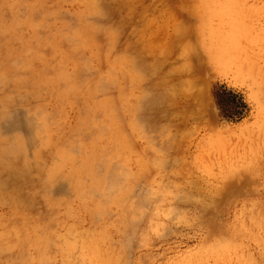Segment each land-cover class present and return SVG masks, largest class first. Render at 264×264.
<instances>
[{"label": "rangeland", "instance_id": "374dc122", "mask_svg": "<svg viewBox=\"0 0 264 264\" xmlns=\"http://www.w3.org/2000/svg\"><path fill=\"white\" fill-rule=\"evenodd\" d=\"M89 1L0 0V264H264V0Z\"/></svg>", "mask_w": 264, "mask_h": 264}, {"label": "bare ground", "instance_id": "6f19581e", "mask_svg": "<svg viewBox=\"0 0 264 264\" xmlns=\"http://www.w3.org/2000/svg\"><path fill=\"white\" fill-rule=\"evenodd\" d=\"M53 1H55V0H53ZM88 1H89V0H88ZM93 1H94V0H93ZM93 1H92V2H93ZM98 1H99V0H98ZM113 1H114V0H113ZM85 2H86V1H85ZM89 2H90V1H89ZM128 2L130 3V1H128ZM128 2H127V3H128ZM83 3H84V2H83ZM96 3H98V2L96 1L95 4H93V3H92V4H93V5H96ZM100 3H101V2H100ZM125 3H126V2H125ZM90 4H91V3H90ZM90 4H89V5H90ZM92 4H91V7H92ZM101 4H102V3H101ZM89 5H88V7H90ZM102 5H103V4H102ZM108 5H109V4H108ZM86 6H87V5H86ZM100 6H101V5H100ZM91 7H90V9H91ZM106 7H108V6H106ZM182 8H183V7H182V5H181V10H183ZM42 9H43V8H42ZM42 9H41V10H42ZM41 10H39V11L41 12ZM101 10H102V9H101ZM104 10H107V9L105 8ZM104 10H102V11L104 12ZM39 11H37V12L39 13ZM48 11H50V10H48ZM89 12H90V10H89ZM89 12H88V14H89ZM183 12H184V11H183ZM39 14H40V13H39ZM39 14H38V15H39ZM103 14H104V13H103ZM103 14H102V16H103ZM182 14H183V13H182ZM89 15H90V14H89ZM174 15H175V14H174ZM184 15H185V14H184ZM186 15H187V14H186ZM159 16H160V15H159ZM39 17H40V15H39ZM13 18H14V17H13ZM87 18H88V17H87ZM189 18H190V17H189ZM46 19H47V18H46ZM53 19H54V18H53ZM55 19H56V17H55ZM88 19H89V18H88ZM185 19H186V18H185ZM185 19H184V20H185ZM187 19H188V18H187ZM187 19L185 20L186 23H187ZM9 20H10V19H9ZM9 20H8V21H9ZM16 20H17V19H16ZM86 20H87V19H86ZM90 20H91V17H90ZM140 20H141V19H140ZM192 20H193V19H192ZM74 21H75V20H74ZM88 21H89V20H88ZM10 22H11V21H10ZM83 22H84V21H83ZM91 22H92V21H91ZM94 23L97 24L98 22H96V20H95ZM146 23H147V22H146ZM181 23H182L181 25H179L180 23H179V24H178V23L175 24L174 27L177 26V28H179V29L182 28V30H185L184 27H185L186 25L183 27L182 25H184V22L181 21ZM98 24H99V23H98ZM101 25H102V24H101ZM178 25H179V26H178ZM62 26H63V25H62ZM62 26H61V27H62ZM102 26H103V25H102ZM103 27H104V26H103ZM107 27H108V26H107ZM136 27H137V26H136ZM190 27H191V26H190ZM43 28H44V27H43ZM97 28H98V27H97ZM134 28H135V27H134ZM177 28H175V30H176ZM185 28H186V27H185ZM135 29H136V28H135ZM173 29H174V28H173ZM179 29H178V30H179ZM97 30H99V29H97ZM178 30H177V32H178ZM182 30H180V32H181ZM1 31H2V30H1ZM14 31H15V30H14ZM99 31H100V30H99ZM99 31H98V32H99ZM136 31H137V30H136ZM187 31H188V30H187ZM187 31H186V32L183 31V32H185V33L182 34V35L179 33L180 36H185L186 33H187ZM192 31H193V30H192ZM65 32H66V31H65ZM100 32H101V31H100ZM175 32H176V31H174V35H176ZM189 32H190V31H188V33H189ZM90 33H91V32H90ZM105 33H106V32H105ZM136 33H137V32H136ZM193 33H194V32H193ZM15 34H16V33H15ZM83 34H84V33H83ZM92 34H93V33H92ZM102 34H103V33H102ZM171 34H172V33H171ZM9 35H10V34H9ZM28 35H29V34H28ZM97 35H98V34H97ZM177 35H178V34H177ZM177 35H176V36H177ZM188 35H189V34H188ZM61 36H62V35H61ZM83 36H84V35H83ZM104 36H105V35H104ZM176 36H173V38L175 39ZM178 36H179V35H178ZM186 36H187V35H186ZM190 36H191V35H189V36L186 37V38L189 40ZM170 37H172V36H170ZM81 38H82V37H81ZM107 38H108V37H107ZM173 38H172V40H174ZM180 38H182V37H180ZM180 38H179V37L177 38V39H179L178 41H180ZM183 38H184V37H183ZM186 38H185V39H186ZM75 40H76V39H75ZM81 40H82V39H81ZM104 40H105V38H104ZM168 40H169V39H168ZM80 42H81V41H80ZM172 42H173V41H172ZM71 43H72V42H71ZM82 43H83V42H82ZM106 43H107V42H106ZM178 43H179V42H178ZM99 44H100V41H99ZM108 44H109V43H108ZM108 44H107V45H108ZM166 44H167V43H166ZM169 44H171V42H170ZM173 44H174V43H173ZM176 44H177V43H176ZM167 45H168V44H167ZM171 45H172V44H171ZM42 46H43V45H42ZM48 46H50V45H48ZM96 46H97V45H96ZM105 46H106V45H105ZM114 46H115V45H114ZM114 46H113V47H114ZM193 46H194V45H193ZM198 46H199V45H198ZM103 47H104V46H103ZM177 47H178V46H177ZM191 47H192V45H191ZM60 48H61V47H60ZM100 48H101V47H100ZM105 48H106V47H105ZM162 48H163V47H162ZM185 48H187V47H185ZM185 48H184V49H185ZM81 49H82V48H81ZM98 49H99V48H98ZM115 49H116V48H115ZM170 49H171V48H170ZM172 49H173V48H172ZM180 49H182V46H181ZM191 50H192V51H195L194 48H193V49L191 48ZM117 51H118V50H117ZM119 51H121V50H119ZM179 51H180V50H179ZM185 51H186V50H185ZM98 52H100V50H99ZM165 52H166V51H165ZM182 52H184V50H183ZM182 52H181V53H182ZM187 52H188V51H187ZM196 52H197V51H196ZM30 53H31V51H30ZM101 53H102V52H101ZM160 53H162V51H161ZM177 53H178V52H177ZM191 53H192V52H191ZM99 54H100V53H99ZM130 54H131V53H130ZM136 54H137V53H136ZM185 54H186V56H187V55H188V56H189V55H191V56L194 55L193 53H192V54L184 53V55H185ZM8 55H9V54H8ZM111 55H112V54H111ZM132 55H133V54H132ZM134 55H135V52H134ZM162 55H163V54H162ZM177 55L179 56V57L177 56L179 59L183 57V54H180V55L177 54ZM181 55H182V56H181ZM197 55H199V54L197 53ZM197 55H195V57H196ZM100 56H101V55H100ZM118 56H119V55H118ZM118 56H117V57H118ZM127 56H128V55H127ZM139 56H140V55H139ZM168 56H169V55H168ZM180 56H181V57H180ZM191 56H190V57H191ZM125 57H126V56H125ZM177 57H176V58H177ZM135 58H136V57H135ZM161 58H162V57H161ZM166 58L168 59V57H166ZM178 58H177V59H178ZM196 58H197V57H196ZM196 58H194V56H193V57H192V59H193L192 61H194V59H195V60H198V59H199V58H198V59H196ZM101 59H102V58H101ZM110 59H111V58H110ZM130 59H131V56H130ZM130 59H129V60H130ZM182 59H183V58H182ZM188 59H190V58H188ZM6 60H7V59H6ZM90 60H91V59H90ZM121 60H122V59H121ZM126 60H127V59H126ZM134 60H135V62L133 61L134 63H130V65H131L133 68H135L136 66H138V65H137L138 62L136 63V59H134ZM146 60H147V59H146ZM163 60H164V59H163ZM199 60H200V59H199ZM101 61H102V60H101ZM131 61H132V60H130L129 62H131ZM153 61H154V60H153ZM153 61H152V63H153ZM161 61H162V60H161ZM165 61H166V60H165ZM192 61H191V62H192ZM262 61H263V60H262ZM19 62H20V61H19ZM90 62H91V61H90ZM114 62H115V61H114ZM156 62H157V60H156ZM156 62L154 61V64H156ZM162 62H163V61H162ZM3 63H4V62H3ZM87 63L89 64V62H86V65H87ZM127 63H128V62L126 61V64H127ZM140 63H143V62L141 61V62H139V64H140ZM181 63H182V62H181ZM249 63H250V62H249ZM126 64H125V65L123 64V65L126 66ZM134 64H136V65H134ZM143 64H145V63H143ZM143 64H142V65H143ZM187 64H188V63H187ZM19 65H20V64H19ZM29 65H30V64H29ZM103 65H104V62H103ZM130 65L128 66V68L130 67ZM158 65H159V64H158ZM184 65H185V64L183 63L182 66H184ZM256 65H257V64H256ZM2 66H3V65H2ZM45 66H46V65H45ZM140 66H141V65L138 66V70H139V67H140ZM152 66H153V65H152ZM159 66H160V65H159ZM165 66H166V65H165ZM175 66H176V65H175ZM188 66H189V65H188ZM254 66H255V65H254ZM22 67H23V66H22ZM87 67H88V66H87ZM126 67H127V66H126ZM132 67H130V68H132ZM155 67H156V66H155ZM166 67H167V66H166ZM190 67H191V66H190ZM98 68H100V66H99ZM128 68H126V69L128 70ZM133 68H132L131 70H128V71H130L131 76H133V79L131 78V80H134V83H135V79H136V78L134 79V77H135V73H138V71H137V72H136V71H133V70L136 69V68H135V69H133ZM157 68H158V67H157ZM171 68H172V70H171ZM171 68H170V71H169V68H168V71H169L168 73H169V74H170V73L172 74L171 71H173V72L175 73V70H178V69H176L175 67H174L175 70H174L173 67H171ZM180 68H181V67H180ZM183 68H185V67H183ZM188 68H189V67H188ZM253 68H254V67H253ZM255 68H256V66H255ZM260 68H261V67H260ZM29 69H30V68H29ZM42 69H43V68H42ZM145 69H146V67H145ZM261 69H262V68H261ZM261 69H260V70H261ZM263 69H264V67H263ZM22 70H23V69H22ZM48 70H49V69H48ZM59 70H60V69H59ZM99 70H103V69H99ZM105 70L108 71L107 68H106ZM140 70H141V69H140ZM140 70H139V72H141L142 70H143V72H144V68H143L141 71H140ZM152 70H153V69H152ZM155 70H156V68H155ZM166 70H167V69H165V70L163 69V71H165V72H166ZM180 70H181V69H180ZM183 70H184V69H183ZM260 70H259V67H257L256 71H255V69H254V71H255V72H254V75H256L257 77H258V75H260V76L262 77V79H263V78H264V76L262 75L263 71H260ZM85 71H86V70H85ZM89 71H90V70H89ZM145 71H146V70H145ZM32 72H33V71H32ZM78 72H79V71H78ZM96 72H97V71H96ZM96 72H95V73H96ZM103 72H104V71H103ZM109 72H110V70H109ZM133 72H135V73L133 74ZM149 72H150V71H149ZM154 72H155V71H154ZM160 72L162 73V71H160ZM19 73H20V72H19ZM115 73H116V72H115ZM115 73H114V74H115ZM141 73H142V72H141ZM145 73H146V72H145ZM151 73H152V72H151ZM151 73H150V74H151ZM72 74H73V73H72ZM148 74H149V73H148ZM148 74H147V75H148ZM157 74H158V73H157ZM163 74H164V73H163ZM110 75H112V73H111ZM110 75H109V76H110ZM138 75H140V73H139ZM142 75H143V73H142ZM161 75H162V74H161ZM92 76H93V75H92ZM92 76H91V77H92ZM107 76H108V74H107ZM124 76H125V73H124ZM140 76H141V75H140ZM143 76H144V75H143ZM150 76H151V75H150ZM164 76H166V75H164ZM170 76H171V75H170ZM79 77H80V75H79ZM87 77H90V76H87ZM136 77H137V75H136ZM5 78H7V77H5ZM104 78H105V77H104ZM125 78H127V77H125ZM140 78H141V77H140ZM140 78H139V79H140ZM1 79H2V78H1ZM71 79H72V78H71ZM95 79H96V78H95ZM112 79H113V78H112ZM137 79H138V78H137ZM145 79H146V78H145ZM162 79H163V78H162ZM168 79H169V78H168ZM173 79H174V78H173ZM180 79H181V78H180ZM260 79H261V78H260ZM103 80H104V79H103ZM103 80H102V81H103ZM108 80H109V79H108ZM140 80H141V79H140ZM143 80H144V79H143ZM159 80H160V79H159ZM33 81H34V80H33ZM85 81H86V80H85ZM113 81H114V80H112V82H113ZM169 81H170V80H169ZM177 81H178V80H177ZM183 81H184V80H183ZM183 81H182V82H183ZM185 81H186V80H185ZM185 81H184V82H185ZM263 81H264V80H263ZM8 82H9V81H8ZM21 82H22V81H21ZM55 82H56V81H55ZM162 82H163V81H162ZM257 82H258V81L256 80V78H255V76H254L253 83H257ZM41 83H42V82H41ZM103 83H104V82H103ZM103 83H100V84H103ZM107 83H108V81H107ZM9 84H10V83H9ZM48 84H50V83H48ZM111 84H113V83H111ZM111 84H110V85H111ZM171 84H172V83H171ZM177 84H179V83L177 82ZM177 84H175V86H176ZM182 84H184V83H182ZM66 85H67V84H66ZM84 85H85V84H84ZM106 85H107V84H106ZM125 85H126V84H125ZM129 85L132 86V84H129ZM133 85H134V84H133ZM194 85H195V83H194ZM104 86H105V85H104ZM139 86H140V85H139ZM139 86H138V87H139ZM156 86H157V85H156ZM156 86H155V87H156ZM170 86H171V85H170ZM30 87H31V86H30ZM50 87H51V86H50ZM65 87H66V86H65ZM123 87H124V86H123ZM153 87H154V86H153ZM159 87H160V86H159ZM172 87L174 88V85H172ZM172 87H170L171 90H169V86H168V88H167V89H168V93H169L170 91H171V93H172V90H173ZM176 87H177V86H176ZM1 88H3V87H1ZM73 88H74V87H73ZM129 88H131V87H129ZM147 88H148V87H147ZM149 88H150V87H149ZM151 88H152V87H151ZM162 88H163V87H162ZM185 88H188V87H184V89H183V88H182V89L185 91ZM193 88H194V87H193ZM71 89H72V88H71ZM80 89H81V88H80ZM122 89H123V88H122ZM140 89H142V87L139 88V91H140ZM143 89H144V88H143ZM164 89H165V88H164ZM174 89H175V88H174ZM178 89H179V88H178ZM182 89H179V91H181ZM3 90H4V89H3ZM63 90H64V89H63ZM74 90H75V89H74ZM102 90H103V89H102ZM107 90H108V88L105 90V92H106ZM144 90H146V89H144ZM144 90H143V91H144ZM149 90H150V89H149ZM183 90H182V91H183ZM72 91H73V90H72ZM112 91H113V90H112ZM143 91H142V92H143ZM152 91H153V88H152ZM162 91H163V90H162ZM177 91H178V90H177ZM57 92H58V91H57ZM62 92H63V91H62ZM101 92H102V91H101ZM101 92H99L98 94H100ZM105 92H103V94H104ZM127 92H128V91H127ZM165 92L167 93V91H165ZM174 92H176V90H174ZM189 92H190V91H189ZM33 93H34V92H33ZM110 93H111V89H110ZM110 93H108L109 96H111ZM140 93H141V92H140ZM145 93H146V91H145ZM145 93H144V94H145ZM151 93H152V92H151ZM177 93H178V92H177ZM191 93H192V91H191ZM111 94H112V93H111ZM126 94H127V93H126ZM141 94H143V93H141ZM155 94H156V93H155ZM160 94H162V93H160ZM160 94L157 95L158 98L161 96ZM163 94H164V93H163ZM172 94H175V93H172ZM57 95H58V94H57ZM105 95H106V94H105ZM146 95H147V94H145V96H146ZM164 95H165V94H164ZM164 95H162V96H164ZM166 95H168V94H166ZM169 95H170V94H169ZM67 96H68V95H67ZM73 96H74V95H73ZM112 96H114V95L112 94ZM123 96H124V95H123ZM141 96H142V98L144 97V95H141ZM157 96L155 95L156 98H157ZM172 96H173V95H172ZM8 97H9V96H8ZM57 97H58V96H57ZM74 97L76 98L77 96H74ZM170 97H171V96H170ZM189 97L191 98V96H189ZM30 98H31V97H30ZM38 98H39V97H38ZM69 98H70V97H69ZM84 98H85V97H84ZM84 98H83V99H84ZM92 98H93V97H92ZM156 98H154V103H155V101H156V103H157V102L159 103V102L163 99V98H162V99L159 98L160 100H158V98H157V99H156ZM139 99H140V98H139ZM143 99H144V98H143ZM155 99H156V100H155ZM164 99H165V98H164ZM20 100H21V98H20ZM113 100H114V98H113ZM113 100H112V101H113ZM141 100H142V99H141ZM146 100H147V99H146ZM146 100H145V101H146ZM165 100H166V99H165ZM168 100H169V99H168ZM173 100H174V99H173ZM62 101H63V100H62ZM85 101H86V100H85ZM85 101H84V102H85ZM122 101H123V100H122ZM150 101H151V100H150ZM189 101H190V100H189ZM129 102H130V101H129ZM139 102H140V101H139ZM139 102H138V103H139ZM147 102H148V101H147ZM163 102H164V101H163ZM187 102H188V101H187ZM190 102H191V101H190ZM130 103H131V102H130ZM130 103H129V104H130ZM133 103H134V102H132V104H133ZM135 103H136V102H135ZM152 103H153V102H152ZM111 104H114V103H111ZM150 104H151V103H150ZM162 104H163V103H162ZM84 105H85V104H84ZM136 105H138V104H136ZM142 105H146V104L144 103V104H142ZM94 107H95V106H94ZM109 107H110V106H109ZM113 107H115V105H114ZM132 107H133V106H132ZM148 107H150V105H148ZM148 107H147V109H149ZM156 107H157V106H156ZM191 107H193V106H191ZM95 108H96V107H95ZM110 108H111V107H110ZM135 108H138V106H137V107L135 106ZM145 108H146V107H144V109H145ZM93 110H94V109H93ZM108 110H109V109H108ZM122 110H123V109H122ZM124 110H125V109H124ZM134 110H135V109H134ZM136 110H137V109H136ZM136 110H135V111H136ZM142 110H143V109H142ZM155 110H156V109H155ZM197 110L199 111V109H197ZM27 111H28V110H27ZM85 111H86V109H85ZM85 111L83 110V112H85ZM140 111H141V110H140ZM191 111H192V110H191ZM191 111H190V112H191ZM25 112H26V110H25ZM51 112H52V111H51ZM101 112H102V111H101ZM101 112H100V113H101ZM123 112H124V111H123ZM37 113H39V112H37ZM140 113H141V112H140ZM156 113H157V112H156ZM173 113L175 114V112H173ZM176 113H177V112H176ZM7 114H8V113H7ZM35 114H36V113H35ZM116 114H117V112H116ZM157 114H158V113H157ZM174 114H173V115H174ZM91 115H92V114H91ZM103 115H104V114H103ZM103 115H102V116H103ZM175 115H176V114H175ZM175 115H174V116H175ZM32 116H35V115H32ZM32 116H30V118H31ZM110 116H111V115H110ZM115 116H116L117 118L119 117V115H115ZM168 116H170V114H169ZM171 116H172V115H171ZM171 116H170V117H171ZM45 117H47V116H45ZM106 117H107V116H106ZM134 117L137 118L136 114H135V116H133V118H134ZM160 117H161V116H160ZM28 118H29V117H28ZM120 118H121V117H120ZM122 118H123V117H122ZM129 118H130V117H129ZM115 119H116V118H115ZM182 119H183V118H182ZM37 120H38V119H37ZM120 120H121V119H120ZM134 120H135V119H133V122H130V123H134V125L136 124L135 126L138 127L137 125H139L140 123L138 122V124H137L136 122H134ZM143 120H144V118H143ZM11 121H12V120H11ZM30 121H31V120H30ZM130 121H132V120H130ZM135 121H136V120H135ZM149 121H150V120H149ZM55 122H56V121H55ZM90 122H91V120H90ZM90 122H89V123H90ZM93 122H94V121H93ZM95 122H96V121H95ZM119 122H121V121H119ZM119 122H118V124H119ZM145 122H146V121H145ZM33 123H34V122H33ZM81 123H83V122H81ZM107 123H108V122H107ZM45 124H46V123H45ZM59 124H60V123H59ZM108 124H109V123H108ZM108 124H107V126H109ZM150 124H151V123H149V125H150ZM15 125H16V124H15ZM29 125H30V124H29ZM83 125H84V124H83ZM89 125H90V124H89ZM95 125H96V124H95ZM104 125H106V122H105ZM104 125H103V126H104ZM131 125H132V124H131ZM140 125H141V124H140ZM156 125H157V124H156ZM34 126H35V125H34ZM92 126H93V125H92ZM122 126H123V125H122ZM135 126H134V127H135ZM151 126H154V125L151 124ZM165 126H166V125H165ZM31 127H32V126H31ZM45 127H46V125H45ZM81 127H82V126H81ZM86 127H87V126H86ZM118 127H119V126H118ZM118 127H117V128H118ZM154 127H155V126H154ZM166 127H167V126H166ZM83 128H84V127H83ZM107 128H108V127H107ZM107 128H106V129H107ZM139 128L142 129V126L139 127ZM163 128L165 129V127H163ZM163 128H162V129H163ZM15 129H16V128H15ZM80 129H81V128H80ZM94 129H95V127H94ZM108 129H110V128H108ZM118 129H119V128H118ZM134 129H136V128H134ZM164 129H163V130H164ZM98 131H99V130H98ZM106 131H107V130H105V132H106ZM109 131H110V130H108V133H109ZM118 131H119V130H118ZM138 131H139V130H138ZM43 133H44V132H43ZM55 133H56V132H55ZM103 133H104V132H103ZM51 134H52V133H51ZM89 134H90V133H89ZM95 134H96V132H95ZM142 134H143V133H142ZM35 135H36V134H35ZM35 135H34V136H35ZM39 135H40V134H39ZM42 135H43V134H42ZM44 135H45V134H44ZM44 135H43V136H44ZM22 136H23V135H22ZM104 136H105V135H104ZM132 136H133V135H132ZM132 136H130V140H131V141H133V139H131ZM140 136H141V135H140ZM1 137H2V136H1ZM20 137H21V136H20ZM40 137H41V136H40ZM44 137H45V136H44ZM44 137H41V138L44 139ZM149 137H151V136H149ZM121 138H122V137H121ZM141 138H142V137H141ZM160 138H161V137H160ZM160 138H159V139H160ZM96 139H97V138H96ZM153 139H154V138H153ZM173 139H174V138H173ZM175 139H176V138H175ZM179 139H180V138H179ZM12 140H13V139H12ZM38 140H39V139H38ZM52 140H53V139H52ZM84 140H85V139H84ZM10 141H11V140H10ZM10 141H9V142H10ZM14 141H16V140L14 139ZM22 141H23V140H22ZM22 141H21V142H22ZM39 141H40V140H39ZM128 141H129V140H128ZM145 141H146V140H145ZM156 141H157V140H156ZM160 141H161V140H160ZM172 141H173V140H172ZM172 141H171V142H172ZM11 142H12V141H11ZM16 142H17V141H16ZM89 142H90V141H89ZM146 142H148V139H147ZM173 142H174V141H173ZM173 142H172V143H173ZM23 143H24V142H23ZM67 143H68V142H67ZM85 143H86V142H85ZM132 143L134 144V141H133ZM160 143H161V142H160ZM163 143H164V142H163ZM163 143H162V144H163ZM9 144L12 145V144H14V143H9ZM9 144H8V145H9ZM18 144H19V143H18ZM62 144H63V143H62ZM62 144H61V145H62ZM156 144H157V143H156ZM158 144H159V142H158ZM162 144H161V146H162ZM169 144H170V143H169ZM16 145H17V144H16ZM118 145H119V144H118ZM131 145H132V144H131ZM146 145H147V144H146ZM165 145H166V144H165ZM6 146H7V145H6ZM6 146H5V147H6ZM12 146L14 147L15 144L12 145ZM19 146H21V148H22V145H19ZM24 146H26V145H24ZM37 146H38V145H37ZM64 146H65V144H64ZM147 146H148V145H147ZM155 146H156V145H155ZM169 146L172 147V145H169ZM169 146H168V147H169ZM13 147H12V148H13ZM74 147H75V146H74ZM119 147H120V146H119ZM159 147H160V146H159ZM2 148H4V147H2ZM43 148H44V147H43ZM77 148H78V147H77ZM79 148H80V146H79ZM101 148H102V147H101ZM133 148H134V147H133ZM160 148H162V147H160ZM166 148H167V145H166ZM10 149H11V148H10ZM14 149H17V150H18L17 146H15ZM19 149H20V147H19ZM33 149H34V148H33ZM82 149H83V147H82ZM0 150H1V149H0ZM164 150H165V149H164ZM12 151H13V150H12ZM20 151H21V150H20ZM24 151H25V149H24ZM26 151H27V150H26ZM48 151H49V150H48ZM72 151H73V150H72ZM81 151H82V150H81ZM83 151H84V149H83ZM94 151H95V150H94ZM134 151H136V150L134 149ZM3 152H4V151H3ZM6 152H7V151H6ZM32 152H34V151H32ZM42 152H43V151H42ZM84 152H85V151H84ZM107 152H108V151H107ZM107 152H106V153H107ZM115 152H116V150H115ZM146 152H147V151H146ZM164 152H165V151H164ZM39 153H40V152H39ZM54 153H55V152H54ZM147 153H148V152H147ZM154 153H155V152H154ZM0 154H2V153L0 152ZM4 154H5V153H4ZM26 154H27V153H26ZM43 154H44V153H43ZM78 154H79V153H78ZM93 154H94V153H93ZM158 154H159V153H158ZM160 154H161V153H160ZM104 155H105V153H104ZM151 155H153V154H151ZM1 156H2V155H1ZM6 156H7V155H5V157H6ZM14 156H15V154H14ZM22 156H23V155H22ZM33 156H35V155H33ZM33 156H32V157H33ZM39 156H40V155H39ZM45 156H46V155H45ZM47 156H48V155H47ZM93 156H94V155H93ZM138 156H139V155H138ZM163 156H164V155H163ZM24 157H25V156H24ZM24 157H23V158H24ZM49 157H50V156H49ZM60 157H61V156H60ZM67 157H68V156H67ZM107 157H108V156H107ZM117 157H118V154H117ZM8 158H9V157H8ZM46 158H47V157H46ZM96 158H97V157H96ZM104 158H105V157H104ZM166 158H167V157H166ZM3 159H4V158H3ZM5 159H6V158H5ZM10 159H11V158H10ZM24 159H25V158H24ZM27 159H28V158H27ZM27 159H26V161H27ZM29 159H32V158H29ZM83 159H84V158H83ZM126 159H127V158H126ZM154 159H156V158H154ZM161 159H162V157H161ZM8 160H9V159H8ZM69 160H70V159H69ZM149 160H151V159H149ZM164 160H165V159H164ZM164 160H163V161H164ZM6 161H7V160H6ZM22 161H23V160H22ZM28 161H30V160H28ZM36 161H37V158H36ZM36 161H33V162H36ZM70 161H71V160H70ZM106 161H107V160H106ZM139 161H140V160H139ZM9 162H10V161H9ZM38 162H39V161H37L35 165H39L38 167L42 166V164H41V163H38ZM49 162H50V161H49ZM61 162H62V161H61ZM91 162H92V160H91ZM25 163H27V162H25ZM37 163H38V164H37ZM42 163H43V162H42ZM45 163H46V162H45ZM55 163H56V162H55ZM147 163H148V161H147ZM2 164H4V162H2ZM13 164H14V163H13ZM22 164H23V163H22ZM28 164H29V163H27V165L24 164V166H25V165L28 166ZM31 164H34V163H32V161H30V164H29V165H31ZM43 164H44V163H43ZM100 164H101V162H100ZM116 164H117V163H116ZM116 164H114V165H116ZM151 164H152V161H151ZM153 164H154V163H153ZM164 164H165V163H164ZM7 165H8V164H7ZM52 165H53V164H52ZM122 165H123V164H122ZM8 166H9V165H8ZM45 166H46V165H45ZM155 166H157V165H155ZM22 167H23V166H22ZM22 167H21V168H22ZM98 167H99V165H98ZM100 167H101V166H100ZM118 167H119V166H118ZM123 167H124V166H123ZM145 167H146V166H145ZM12 168H13V166H12ZM24 168H25V167H23V170H24V172H26V173H27V172L30 173V172L32 171V169L35 170L34 174H35V173L37 174V172H38V173H39V172H41V173L43 172V171H40V170H42V168H41L40 170H39V168H38L39 171H37V168H36V166H34V165H32L31 167L29 166V168H31L30 171H26ZM29 168H27V170H28ZM35 168H36V169H35ZM44 168H45V167H43V170H44ZM88 168H90V167H88ZM112 168H113V167H112ZM140 168H141V167H140ZM6 169H7V167H6ZM17 169H18V168H17ZM53 169H54V168H53ZM53 169H52V170H53ZM83 169H84V168H83ZM106 169H107V168H106ZM141 169H142V168H141ZM21 170H22V169H21ZM34 170H33V171H34ZM46 170H47V169H46ZM52 170H50V171H52ZM54 170H55V169H54ZM86 170H88V169H86ZM91 170H92V168H91ZM122 170H124V169H122ZM5 171H6V170H5ZM8 171H9V170H8ZM33 171H32V172H33ZM48 171H49V169H48ZM107 171H108V170H107ZM118 171H120V170L118 169ZM118 171H117V175H116V176H118ZM22 172H23V171H22ZM32 172H31V173H32ZM90 172H91V171H90ZM90 172H89V173H90ZM46 173H47V175L49 174L47 171H46ZM46 173H45V171H44V174H43L44 177L46 176ZM54 173H55V171H54ZM76 173H77V172H76ZM96 173H97V171H96ZM39 174H40V173H39ZM39 174H37V175H39ZM56 174H57V173H56ZM59 174H60V173H59ZM144 174H145V173H144ZM1 175H2V174H1ZM9 175H10V174H9ZM15 175H17V173H16ZM21 175H22V174L19 175V179H20V176H21ZM23 175H25V174H23ZM27 175H28V174H27ZM29 175H30V174H29ZM29 175H28V176H29ZM32 175H33V173L31 174V178L33 179L34 176H32ZM37 175H36V177L39 178V176H37ZM53 175H54V177L58 176V175L55 176V174H53ZM84 175H85V174H84ZM108 175H109V174H108ZM113 175H114V174H113ZM28 176H26V177H28ZM77 176H78V175H77ZM90 176H91V175H90ZM99 176H100V174H99ZM23 177H24V176H23ZM101 177H102V176H101ZM104 177H105V176H104ZM114 177H115V176H114ZM45 178H46V177H45ZM86 178H87V177H86ZM118 178H119V177H118ZM0 179H1V178H0ZM15 179H16V178H15ZM21 179H22V178H21ZM50 179H51V178H50ZM96 179H97V178H96ZM98 179H99V178H98ZM103 179H104V178H103ZM105 179H107V175H106ZM16 180H18V179H16ZM40 180H41V179H40ZM40 180H39V181H40ZM51 180H52V179H51ZM53 180H54V179H53ZM129 180H130V179H129ZM18 181H19V180H18ZM25 181H26V180H25ZM49 181H50V180H49ZM49 181H48V182H49ZM57 181H58V180H57ZM85 181H86V180H85ZM106 181H107V180H106ZM116 181H117V180H116ZM16 182H17V181H15V183H16ZM19 182H20V181H19ZM33 182H34V181H33ZM48 182H47V183H48ZM51 182H52V181H51ZM77 182H78V180H76L75 184H78ZM88 182H89V181H88ZM103 182H104V181H103ZM103 182H102V183H103ZM111 182H112V181H111ZM15 183H14V184H15ZM17 183H18V182H17ZM28 183H29V182H28ZM30 183H31V182H30ZM94 183H95V182H94ZM113 183H114V182H113ZM33 184L35 185V183H33ZM33 184H32V185H33ZM55 184H56V183H55ZM68 184H69V183H68ZM81 184H83V183H81ZM81 184H80V185H81ZM92 184H93V183H92ZM111 184H112V183H111ZM49 185H50V184H49ZM78 185H79V184H78ZM87 185H88V184H87ZM9 186H10V185H9ZM19 186H21V185H19ZM24 186H25V185H24ZM45 186H47V185H45ZM81 186H82V185H81ZM106 186H107V185H106ZM117 186H118V183H117ZM122 186H123V184H122ZM122 186H120V187H122ZM38 187H39V186H38ZM49 187H50V186H49ZM49 187H47L46 189H48ZM89 187H90V186H89ZM91 187H92V186H91ZM113 187H114V186H113ZM28 188L30 189V186H29ZM41 188H42V187H41ZM41 188H40V189H41ZM68 188H69V187H68ZM99 188H101V186H99ZM114 188H115V187H114ZM114 188H113V189H114ZM1 189H2V188H1ZM44 189H45V188H44ZM50 189H51V188H50ZM82 190H84V189H82ZM90 190H91V189H89V191H90ZM95 190H96V189H95ZM116 190H117V189H115V191H116ZM35 191H36V190H35ZM48 191H49V190H47V193H48ZM85 191H86V190H85ZM89 191H88V193H90V192L93 193V190L90 191V192H89ZM99 191H100V190H99ZM130 191H132V190H130ZM45 192H46V191L44 190V193H45ZM49 192H51V191H49ZM86 192H87V191H86ZM68 193H69V190H68ZM80 193H81V192H80ZM114 193H116V192H114ZM15 194H16V193H15ZM48 194H49V193H48ZM66 194H67V193H66ZM66 194H65V195H66ZM95 194H96V193H95ZM49 195H50V194H49ZM60 195H61V194H60ZM68 195H69V194H68ZM93 195H94V194H93ZM93 195H92V196H93ZM110 195H111V194H110ZM42 196H44V195H42ZM89 196H90V195H89ZM89 196H88V197H89ZM128 196H129V195H128ZM38 197H39V196H38ZM81 197H82V196H81ZM83 197H85V195H83ZM83 197H82V199H83ZM101 197H102V196H101ZM20 198H22V197H20ZM50 198H51V197H50ZM70 198H71V197H70ZM86 198H87V197H86ZM122 198H123V197H122ZM122 198H121V199H122ZM44 199H46V198H44ZM47 199L49 200V198H47ZM47 199H46V200H47ZM94 199H95V198H94ZM94 199H93V200H94ZM102 199H103V198H102ZM106 199H107V198H106ZM113 199H114V198H113ZM145 199H146V198H145ZM20 200H22V199H20ZM38 200H39V199H38ZM40 200H43V197H42V199H40ZM115 200H116V198H115ZM50 201H51V200H50ZM83 201H84V200H83ZM97 201H98V200H97ZM109 201H110V200H109ZM117 201H118V200H116V202H117ZM40 202H41V201H40ZM42 202H44V201H42ZM54 202H55V201H54ZM111 202H112V201H111ZM114 202H115V201H114ZM123 202H124V200H123L121 203H123ZM142 202H143V201H142ZM142 202H141V203H142ZM55 203H56V202H55ZM104 203H105V202H104ZM104 203H103V205H104ZM106 203H107V202H106ZM118 203H119V201H118ZM108 204H109V202H108ZM9 205H10V204H9ZM65 205H66V204H65ZM84 205H85V204H84ZM106 205H107V204H106ZM123 205H124V203H123ZM125 205H126V204H125ZM11 206H12V205H11ZM38 206H39V205H38ZM52 206H53V205H52ZM136 206H137V205H136ZM49 207H50V205H49ZM80 207H81V206H80ZM83 207H84V206H83ZM108 207H109V206H108ZM116 207H117V206H116ZM134 207H135V206H134ZM88 208H90V207H88ZM95 208H96V207H95ZM102 208H103V207H102ZM106 209H107V208H106ZM153 209H154V208H153ZM153 209H152V210H153ZM68 210H69V209H68ZM103 210H104V209H103ZM107 210H108V209H107ZM125 210H126V209H125ZM132 210H133V207H132ZM134 210H135V209H134ZM69 211H70V210H69ZM69 211H66V212H69ZM100 211H101V210H100ZM104 211H106V210H104ZM126 211H127V210H126ZM128 211H129V210H128ZM145 211H146V210H145ZM153 211H155V210H153ZM120 212H121V210H120ZM124 212H125V211H124ZM124 212H123V213H124ZM135 212H136V211H135ZM70 213H71V212H70ZM70 213H69V214H70ZM123 213H122V214H123ZM127 213H128V212H125L124 215L126 216ZM136 213H139V212H136ZM140 213H141V212H140ZM132 214H133V212H132ZM132 214H131V218H132ZM134 214H135V213H134ZM67 215H68V214H67ZM74 215H75V214H74ZM74 215L72 214V216H74ZM129 215H130V214H129ZM129 215H127V216L129 217ZM137 215H138V214H137ZM24 216H25V215H24ZM51 216H53V215H51ZM106 216H107V215H106ZM118 216H121V215H118ZM140 216H141V215H140ZM142 216H143V215H142ZM142 216H141V217H142ZM134 217H137V218H138V216H136V215H135ZM134 217H133V218H134ZM141 217H139L138 219L140 220ZM114 218H115V217H114ZM137 218H135V220H137ZM147 218H148V217H147ZM118 219H120V218H118ZM121 219H122V218H121ZM123 219H125V217H123ZM128 219L130 220L129 222H131L130 217H129ZM148 219H150V216H149ZM57 220H58V219H57ZM76 220H77V219H76ZM92 220H93V219H92ZM125 220H126V219H125ZM139 220H138V221H139ZM141 220H142V219H141ZM141 220H140V221H141ZM107 221H108V220H107ZM118 221H119V220H118ZM126 221H127V220H126ZM133 221H134V220H133ZM133 221H132V222H133ZM22 222H23V221H22ZM28 222H29V221H28ZM109 222H110V221H109ZM124 222H125V221H124ZM9 223H10V222H9ZM31 223H32V222H31ZM53 223H54V222H53ZM115 223H116V221H115ZM0 224H1V223H0ZM27 224H28V223H27ZM132 224H133V223H132ZM146 224H147V223H146ZM3 225H4V224H3ZM47 226H48V225H47ZM126 226H127V225H125V227H126ZM133 226H134V225H133ZM147 226H148V224H147ZM151 226H152V225H150V227H151ZM131 227H132V226H131ZM135 227H136V226H135ZM152 227H153V226H152ZM40 228H41V227H40ZM127 228H128V226H127ZM140 228H141V227H140ZM129 229H130V228H129ZM131 229H132V228H131ZM136 229H137V228H136ZM143 229H144V228H143ZM126 230H127V229H126ZM132 230H133V229H132ZM45 231H46V230H45ZM116 231H117V229H116ZM124 231H125V230H124ZM128 231H129V230H128ZM136 231H137V230H136ZM145 231H146V230H145ZM3 232H4V231H3ZM13 232H15V231H13ZM16 232H17V231H16ZM118 232H119V230H118ZM142 232H143V230L141 231V233H140V231H139V235L141 234V235H140V238H141V236L144 234V232H143V233H142ZM72 233H73V232H72ZM126 233H127V232H126ZM7 234H8V233H7ZM67 234H68V233H67ZM102 234L104 235V233H102ZM121 234H122V232H121ZM10 235H12V234H10ZM70 235H71V234H70ZM64 236H65V235H64ZM67 236H68V235H67ZM88 236H89V235H88ZM104 236H105V235H104ZM121 236H122V235H121ZM65 237H66V236H65ZM123 237H124V236H123ZM123 237H122V238H123ZM124 238H125V237H124ZM142 238H143V237H142ZM142 238H141V239H142ZM38 239H40V238L38 237ZM41 239H42V238H41ZM102 239H103V237H102ZM143 240H144V238L142 239V241H143ZM105 241H106V240H105ZM55 242H56V241H55ZM124 243H125V242H124ZM89 244H90V243H89ZM7 245H8V244H7ZM47 245H48V244H47ZM116 245H117V244H116ZM120 245H121V244H120ZM2 246H3V244H2ZM14 246H16V244H15ZM109 246H110V245H109ZM111 246H112V245H111ZM7 247H8V246H7ZM44 247H45V246H44ZM87 247H88V246H87ZM120 247H121V246H120ZM90 248H91V247H90ZM56 249H57V248H56ZM116 249H118V248H116ZM60 250H61V249H60ZM70 251H71V250H70ZM115 251H116V250H115ZM65 252H66V251H65ZM68 252H69V251H68ZM49 253L51 254V252H49ZM54 253H55V252H54ZM108 253H109V252H108ZM15 254H16V253H15ZM37 254H38V253H37ZM42 255H43V254H42ZM42 255H41V256H42ZM23 256L25 257V255H23ZM26 257H27V256H26ZM70 257H71V255H70ZM105 257H106V256H105ZM34 258H35V257H34ZM41 258H42V257H41ZM47 259H48V258H47ZM22 261H23V260H22ZM45 261H46V259H45ZM26 262H27V261H26ZM107 264H108V262H107Z\"/></svg>", "mask_w": 264, "mask_h": 264}, {"label": "trees", "instance_id": "16d2710c", "mask_svg": "<svg viewBox=\"0 0 264 264\" xmlns=\"http://www.w3.org/2000/svg\"><path fill=\"white\" fill-rule=\"evenodd\" d=\"M218 97L223 101H224V97H228V99L231 98L233 100V103L235 104V107L238 108L244 107L242 97L232 90H224Z\"/></svg>", "mask_w": 264, "mask_h": 264}]
</instances>
